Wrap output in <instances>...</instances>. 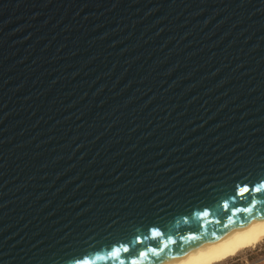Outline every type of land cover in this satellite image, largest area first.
Masks as SVG:
<instances>
[{
    "label": "water",
    "instance_id": "obj_1",
    "mask_svg": "<svg viewBox=\"0 0 264 264\" xmlns=\"http://www.w3.org/2000/svg\"><path fill=\"white\" fill-rule=\"evenodd\" d=\"M261 182L264 0H0V264H169Z\"/></svg>",
    "mask_w": 264,
    "mask_h": 264
},
{
    "label": "bare ground",
    "instance_id": "obj_2",
    "mask_svg": "<svg viewBox=\"0 0 264 264\" xmlns=\"http://www.w3.org/2000/svg\"><path fill=\"white\" fill-rule=\"evenodd\" d=\"M264 245V219L169 264H227Z\"/></svg>",
    "mask_w": 264,
    "mask_h": 264
},
{
    "label": "snow or ice",
    "instance_id": "obj_3",
    "mask_svg": "<svg viewBox=\"0 0 264 264\" xmlns=\"http://www.w3.org/2000/svg\"><path fill=\"white\" fill-rule=\"evenodd\" d=\"M238 190L236 191L235 195L236 196H243L245 194H261L262 190H264V182H261L255 186H249V185H244V186H237ZM223 207L225 209L228 208V203H224ZM251 213V212H248ZM211 214V212L208 209H204L201 211H195L193 213L194 217H203ZM235 214L228 216L227 219L229 222H232V217H234ZM224 228L228 227V224L223 225ZM155 228H150L149 231H155ZM137 240H139V236L136 237ZM201 239V235H189L188 237L185 238L186 242L187 241H198ZM86 259V254L80 255L77 257H74L73 259L70 260L69 264H83L84 260Z\"/></svg>",
    "mask_w": 264,
    "mask_h": 264
},
{
    "label": "rangeland",
    "instance_id": "obj_4",
    "mask_svg": "<svg viewBox=\"0 0 264 264\" xmlns=\"http://www.w3.org/2000/svg\"><path fill=\"white\" fill-rule=\"evenodd\" d=\"M257 261H261V264H264V245L258 247L254 252H248L236 257L227 264H253Z\"/></svg>",
    "mask_w": 264,
    "mask_h": 264
},
{
    "label": "flooded vegetation",
    "instance_id": "obj_5",
    "mask_svg": "<svg viewBox=\"0 0 264 264\" xmlns=\"http://www.w3.org/2000/svg\"><path fill=\"white\" fill-rule=\"evenodd\" d=\"M253 264H261V261L254 262Z\"/></svg>",
    "mask_w": 264,
    "mask_h": 264
},
{
    "label": "clouds",
    "instance_id": "obj_6",
    "mask_svg": "<svg viewBox=\"0 0 264 264\" xmlns=\"http://www.w3.org/2000/svg\"><path fill=\"white\" fill-rule=\"evenodd\" d=\"M113 255H116V254H115V253H113ZM136 264H140V262H139V261H137V262H136Z\"/></svg>",
    "mask_w": 264,
    "mask_h": 264
}]
</instances>
